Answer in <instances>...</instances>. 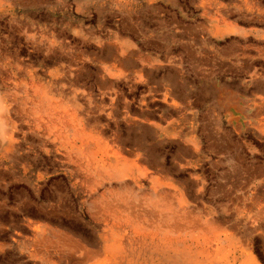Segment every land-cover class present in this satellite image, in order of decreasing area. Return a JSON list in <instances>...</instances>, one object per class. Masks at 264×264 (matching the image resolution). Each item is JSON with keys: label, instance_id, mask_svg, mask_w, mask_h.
I'll return each mask as SVG.
<instances>
[{"label": "rangeland", "instance_id": "obj_1", "mask_svg": "<svg viewBox=\"0 0 264 264\" xmlns=\"http://www.w3.org/2000/svg\"><path fill=\"white\" fill-rule=\"evenodd\" d=\"M150 1L0 0V264L96 259L107 244L132 264H150L148 246L185 264H264L256 194L245 207L220 183L241 149L264 153V97L246 81L264 75V39L248 38L247 64L237 54L203 76L136 59L129 18L150 26ZM213 127L236 161L220 159ZM177 219L187 240H164ZM137 225L161 238L141 242Z\"/></svg>", "mask_w": 264, "mask_h": 264}, {"label": "crops", "instance_id": "obj_2", "mask_svg": "<svg viewBox=\"0 0 264 264\" xmlns=\"http://www.w3.org/2000/svg\"><path fill=\"white\" fill-rule=\"evenodd\" d=\"M150 4L152 8L150 26L145 23L148 17L141 18L136 15L129 18L134 41L133 53L137 57L136 59H148L150 57L153 61L152 64L176 67L179 73L183 70V67L191 66L195 67L193 74L203 76V72L199 70V67L219 68L221 66L218 65H224L226 60L229 61V58L237 54H239L238 62L240 65H245L248 56L247 50L244 49L247 48L248 38L255 36L254 39H264V0H151ZM228 50L234 51L233 53L225 52ZM142 51H147L148 54L144 55ZM144 62L140 64L143 65ZM246 81L251 82L253 85V97H264L263 74L257 73L251 76L250 79H246ZM263 103L264 101H259L255 104L254 110L258 116L264 111V107L259 105H263ZM257 120L258 123L255 124L256 133L259 134L258 137L262 138L260 141L264 142V123H260L263 122V117L257 118ZM217 130H219L217 127H213L211 137L219 144L222 145L223 143L220 159L227 162L236 161L237 159L231 156L232 152L228 147L230 144H226L227 135L223 136ZM234 133L237 134V130ZM243 145L248 147V142L245 141ZM241 153L242 156L238 160L240 164L238 175L228 177L224 173L222 177L220 183L225 188L223 195L228 199L232 196L241 198L245 207H248L253 202V195L256 194L258 213L256 231L257 236L261 233L264 239V229L259 231L260 227H264V153L262 155L257 150L249 148L241 149ZM252 154H257L260 158L254 157L252 158L253 161L251 160L248 164V156ZM243 157L246 162H244ZM215 159L211 164V169L217 174L220 167L215 165L217 161ZM159 200L166 201L165 203L158 202L161 206L172 207L170 200H167L165 196ZM135 223L138 224V221H135ZM185 225L189 226V224H181L177 219L175 227L172 226V228L178 234L170 236L164 233V240L175 243L187 240L181 234ZM194 225L192 224L191 228L199 226V224ZM160 230L162 229L160 228ZM133 232L141 242L149 239L153 243L161 238L152 227L133 226ZM246 234V241H250L248 236L252 235L253 231ZM225 239H228V237ZM144 245L148 246L147 244ZM136 249L133 248V251H139L140 253L142 246L138 250ZM156 249L163 251V249L168 250V247H146V251H148L146 255L150 260V264H185L178 255L171 258L169 255L163 254L161 257L155 258L153 251ZM120 251V245L109 247L107 244L103 251V257L94 259L96 255L98 257L101 255H98L100 252L97 250H91L86 255L85 261L87 262L89 259L91 261V258H93L91 264H132V261L136 259L135 253L131 254L132 256H122ZM37 254L38 258L45 257L40 255L39 252ZM62 256L65 259L57 261V264H83L85 262L80 260L79 257L76 260L73 259L75 258L74 255L68 250L64 251ZM192 259V257L188 258L186 264H191L194 261ZM137 261L135 260L136 263Z\"/></svg>", "mask_w": 264, "mask_h": 264}, {"label": "bare ground", "instance_id": "obj_3", "mask_svg": "<svg viewBox=\"0 0 264 264\" xmlns=\"http://www.w3.org/2000/svg\"><path fill=\"white\" fill-rule=\"evenodd\" d=\"M1 120H2V119H1ZM0 122H2V121H0ZM5 122H6V121H5ZM95 123H96V122H95ZM241 172H242V171H241ZM237 175H238V174H237ZM244 178H245V177H244ZM243 183H244V182H243ZM226 189H227V188H226ZM231 192H232V191H231ZM224 193H225V192H224ZM224 193H223V194H224ZM178 225H179V224H178ZM174 227H175V226H174ZM182 231H183V229H182Z\"/></svg>", "mask_w": 264, "mask_h": 264}]
</instances>
